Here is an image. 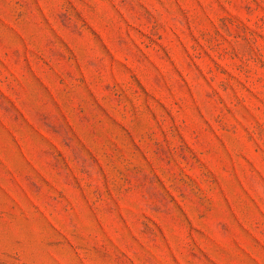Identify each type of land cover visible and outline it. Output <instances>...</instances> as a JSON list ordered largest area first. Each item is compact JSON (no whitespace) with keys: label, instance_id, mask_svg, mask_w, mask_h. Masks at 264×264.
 <instances>
[{"label":"rangeland","instance_id":"374dc122","mask_svg":"<svg viewBox=\"0 0 264 264\" xmlns=\"http://www.w3.org/2000/svg\"><path fill=\"white\" fill-rule=\"evenodd\" d=\"M0 264H264V0H0Z\"/></svg>","mask_w":264,"mask_h":264}]
</instances>
